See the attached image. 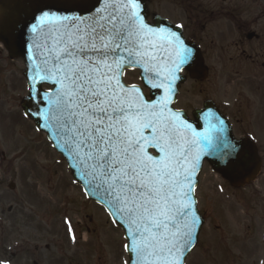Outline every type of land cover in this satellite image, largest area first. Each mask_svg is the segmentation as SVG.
I'll return each instance as SVG.
<instances>
[{
	"label": "snow or ice",
	"instance_id": "1",
	"mask_svg": "<svg viewBox=\"0 0 264 264\" xmlns=\"http://www.w3.org/2000/svg\"><path fill=\"white\" fill-rule=\"evenodd\" d=\"M145 7L143 0H36L19 37L31 62L28 98L35 108L24 115L37 118V131L54 132L51 146L123 228V264H186L202 227L203 158L235 157L226 161L231 169L245 154L223 135V120L213 126L221 135L207 152L209 133L173 106L185 67L194 70L193 50L177 30L182 26L148 20ZM8 27L0 15L6 44ZM130 69H139L140 82H128Z\"/></svg>",
	"mask_w": 264,
	"mask_h": 264
},
{
	"label": "rangeland",
	"instance_id": "2",
	"mask_svg": "<svg viewBox=\"0 0 264 264\" xmlns=\"http://www.w3.org/2000/svg\"><path fill=\"white\" fill-rule=\"evenodd\" d=\"M202 1L212 3V0ZM229 5L255 13L264 6V0H229ZM156 6L166 17L182 23L190 17L181 13L173 1H163ZM229 35V41L235 40L232 31ZM207 66L208 78L202 81L201 86H192L188 78L179 84L175 107L182 108L189 116L193 108L209 98L232 113L239 109L237 119H240L248 110L246 98H249L250 107L254 109L252 111L259 110L262 114L258 123L262 127L259 128L261 135L258 138L264 142V78L256 82L244 76L235 79L231 75L225 76L231 71V66L222 67L214 63ZM127 75L128 82H139L137 72ZM224 78L232 83L228 90L224 89ZM16 87L21 90L22 96L26 94L23 79ZM199 90L201 92H197ZM233 91L243 96L240 107L238 99L233 102ZM226 100H229L230 107L225 106ZM14 125H9L6 120L0 121V150L7 157V161L2 162L0 156V249L5 251L0 254V260L14 264L17 259L16 244L22 243L30 251L33 250L36 264H123L127 256L123 249L125 241L121 229L113 225L104 210L86 199L64 160L51 149L42 134L38 133L36 139L25 136L26 139L18 140L22 144L17 145L12 137ZM19 146L25 152L24 157L20 161H12L11 158L18 155ZM9 150L13 152L8 156ZM198 179L197 199L199 206L209 213L206 215L210 223L223 224L227 230H231L233 224L240 222L243 228L241 232L251 233L258 244L255 252H251L246 244L245 264L255 263L251 259L264 264V160L257 179L250 186L238 189L233 196L228 182L210 172L207 165L203 166ZM9 182L14 184L12 191L7 188ZM65 218L71 222L77 238L75 243L72 242ZM206 224V228L199 233V238L203 240L211 233L209 220ZM186 264H194L192 255Z\"/></svg>",
	"mask_w": 264,
	"mask_h": 264
},
{
	"label": "flooded vegetation",
	"instance_id": "3",
	"mask_svg": "<svg viewBox=\"0 0 264 264\" xmlns=\"http://www.w3.org/2000/svg\"><path fill=\"white\" fill-rule=\"evenodd\" d=\"M163 1H173L175 6H178L181 10V13H186L190 17L185 19L184 23L178 21V19L175 20L172 17H166L156 6ZM145 5L148 20L151 21L155 17H160L170 22L171 25L182 26L179 28L183 33L185 41L190 42L199 51L201 66H205V79L208 78L209 74L208 63L220 64L222 67L227 66L228 68L231 66V71L225 75L226 77H230L231 75V78L241 79L244 76V78L251 79L254 82L264 78V6L259 8L255 13H252V10L231 7L229 0H212L211 4L202 0H145ZM231 31L235 34V40L229 41V32ZM22 71V59L19 57H9L5 47L0 43V121L6 120L9 122V125L15 124L12 128L17 132L21 140L26 139L25 136L36 139L37 132L35 130L33 132L32 123L22 114L21 101L23 96L21 90L16 87V84L20 83L23 79ZM130 72L137 71H127L126 76ZM183 76L185 79H190L187 71H184ZM224 80V89L228 90L232 83L230 81L227 82L226 78ZM190 81H192V86L198 87L202 85V81L196 79H191ZM197 92H201V90ZM231 96H233V102H236L238 99L240 107V100L243 98L241 93L233 91ZM207 100L211 99L205 98L201 105L193 108L192 111L201 108ZM228 101L226 100V107L229 105ZM246 103L249 111L247 110L245 115L242 114L240 119H237L240 116L237 115V113H240L239 109L232 113V111L221 108L220 106H217V108L222 115L227 117L231 125V130L236 138L246 137L253 142L260 156L261 164H263L264 142H261L258 138L261 135L259 128L262 127L258 126V123L260 124L261 122L259 118H261L262 114L259 113V110L252 111L254 109L250 107L251 101L249 98H246ZM10 118L14 120V123ZM16 144L21 145L22 143L19 144L17 142ZM21 147L19 146L17 148L18 155L15 154L11 158L12 161H20L24 157L25 152L22 151ZM12 152L10 150L7 151V155H11ZM0 156L2 157V162L7 161V157L1 150ZM11 159H9L10 162ZM204 165H207L209 171L212 172L211 167L206 162ZM215 174L222 177L219 173ZM250 185L247 184L246 186ZM246 186L236 188L230 186L232 189L231 195L233 196L238 189ZM216 189L219 190L218 186ZM239 197L242 198L240 195ZM199 208V213L203 219L201 229L206 228L207 220H209L211 233L205 240L199 238L191 254L193 263L245 264L246 244L251 252H255L258 245L253 235L251 233L245 234L241 232L243 228L240 222L233 224L231 230H227L223 224L216 222L210 223V218H207L206 215L208 212H205L201 206ZM28 248V246H23L22 243L16 244L17 259H15L14 264H36L33 258V250L30 251ZM34 249H36V245ZM2 253H5V251L0 249V254ZM251 262H255L253 264H263L261 261L260 263L259 261L256 262V259H251Z\"/></svg>",
	"mask_w": 264,
	"mask_h": 264
},
{
	"label": "water",
	"instance_id": "4",
	"mask_svg": "<svg viewBox=\"0 0 264 264\" xmlns=\"http://www.w3.org/2000/svg\"><path fill=\"white\" fill-rule=\"evenodd\" d=\"M35 2L36 0H0V15H3V17L9 24V27L5 30L4 33L9 37V43L6 44L2 39H0V41L8 51L10 57L20 56L23 59L25 64V70L23 71V75L27 83V92L29 91L28 75L30 74L31 62H26V54L21 53L19 47V37H20V29L24 28V25L30 20L33 14V8ZM143 3L145 4V0H143ZM144 11L146 13L145 9ZM155 19L159 20L160 18L155 17ZM29 35L30 33H28L27 30L25 29V39H27ZM193 60L195 62L194 70L188 66L185 67V69L189 72V76L197 80L204 79L206 72L205 69L201 66L200 56L196 48L194 49ZM183 81L184 78L181 81H178L177 84L182 83ZM21 107L24 113L26 110L35 111V108L32 107V105L29 102L28 94L23 98ZM192 116L194 118L193 121L188 120L187 117L185 118L189 122H191L197 128L198 131H207L209 133L210 142L204 144V147L207 152L210 153L212 151L211 145L216 144L218 142L216 137L221 135L220 133L214 131L213 126L218 128L220 126L219 121L223 120L224 121L223 135L226 136L233 143H235L239 149H242L245 154V161L235 165L231 169L229 167V164L226 163V161H228L229 159L234 160L235 157H224V159H220L216 155L209 154V155H205L203 160L205 159L211 165L213 170L222 173L224 177L229 181V183L234 187L243 186L249 183L250 181H253L259 172L260 161L257 156L256 149L253 146L252 142L245 138H241L238 140L234 139L226 119L219 114V112L211 104V102H205L203 104V108L194 110ZM29 118L34 122L35 127L37 129L38 127L37 118L34 116ZM39 123L43 124L44 121L41 119ZM39 131L44 132L46 134L47 139L52 143V136L54 135V132H50L48 129L45 128H41V130ZM55 150L63 156V158L67 163L68 168L72 171L73 178L78 184L81 185L84 191V186L82 181H79V177L77 175H74V173L77 172L78 170L73 169L71 167L70 162L66 158L65 154H63L59 149H55ZM8 187L12 189L13 184L12 183L8 184ZM85 195L87 196V198L103 206L104 209L107 211V206L104 205L103 202L100 200L99 195L96 194L88 195L86 193ZM112 219L113 218H111V220ZM121 229L123 230V228ZM123 236H124V230H123Z\"/></svg>",
	"mask_w": 264,
	"mask_h": 264
},
{
	"label": "bare ground",
	"instance_id": "5",
	"mask_svg": "<svg viewBox=\"0 0 264 264\" xmlns=\"http://www.w3.org/2000/svg\"><path fill=\"white\" fill-rule=\"evenodd\" d=\"M12 137H13V140L15 141V143H17L18 142V140H19V136H18V134H17V132L12 128ZM15 137V138H14Z\"/></svg>",
	"mask_w": 264,
	"mask_h": 264
}]
</instances>
